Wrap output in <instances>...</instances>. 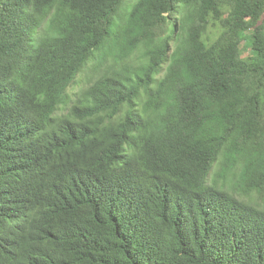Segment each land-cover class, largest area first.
<instances>
[{
	"label": "trees",
	"instance_id": "trees-1",
	"mask_svg": "<svg viewBox=\"0 0 264 264\" xmlns=\"http://www.w3.org/2000/svg\"><path fill=\"white\" fill-rule=\"evenodd\" d=\"M127 1L0 0V264H264V0Z\"/></svg>",
	"mask_w": 264,
	"mask_h": 264
},
{
	"label": "rangeland",
	"instance_id": "rangeland-1",
	"mask_svg": "<svg viewBox=\"0 0 264 264\" xmlns=\"http://www.w3.org/2000/svg\"><path fill=\"white\" fill-rule=\"evenodd\" d=\"M138 0H128L125 7L129 11L130 8ZM99 76V72L94 69L93 64H89L86 69L77 77L75 85L70 89V96L72 99L76 100L77 96L84 90L90 87Z\"/></svg>",
	"mask_w": 264,
	"mask_h": 264
},
{
	"label": "clouds",
	"instance_id": "clouds-1",
	"mask_svg": "<svg viewBox=\"0 0 264 264\" xmlns=\"http://www.w3.org/2000/svg\"><path fill=\"white\" fill-rule=\"evenodd\" d=\"M79 95H80V94H79ZM79 95H78V96H79ZM78 96H77V98H78ZM70 97H71V96H70Z\"/></svg>",
	"mask_w": 264,
	"mask_h": 264
}]
</instances>
